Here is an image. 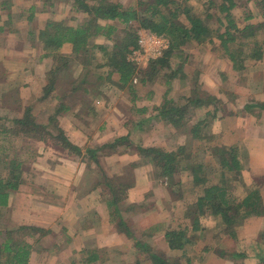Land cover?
<instances>
[{
  "label": "rangeland",
  "instance_id": "rangeland-1",
  "mask_svg": "<svg viewBox=\"0 0 264 264\" xmlns=\"http://www.w3.org/2000/svg\"><path fill=\"white\" fill-rule=\"evenodd\" d=\"M110 1H118L124 7L136 8L137 3L141 0ZM189 1V4L196 7L197 12L206 13L207 6L212 0H205V2H208L205 5H203L204 3L200 5L196 0ZM221 1L213 0L212 2L214 3L213 5L218 6ZM245 1L240 0L239 6L233 11L240 28L244 26L242 17L250 13L253 18L248 22L249 24L255 25L262 21L261 16L255 8L254 0H249L246 6L244 5ZM210 9V12L215 10L214 7ZM214 13H216L215 16L219 15L217 11H214ZM84 17V14L74 11L72 2L62 0H51L46 3L43 0H11L9 10L3 11L0 8V179L9 176L6 162L8 163V161L13 160L21 162V170L24 173L23 178L25 180H23V185L20 188L24 191V186H27L32 179V167L34 164H38L35 155L41 154L46 149L45 143L38 142L34 138L26 137L23 134L14 135L10 132V129H12L10 127L15 126L9 122L19 119L27 108L30 109L32 116L35 117L38 123H45L47 125V119L54 114L53 112L57 106L62 105L63 102L68 104V100H70L71 111L57 116L54 122L48 125V133L57 135V129H62L72 143L81 146L83 149L88 147L95 148L99 143H108L113 138L126 137V135L128 136L127 140L131 141L130 143L134 146L158 147L168 152L177 151L178 147H185L186 145L185 150L191 157L190 159L181 160L184 167H188L191 161L193 163L196 161L201 163L204 165L203 175H205L210 183L216 184H219L218 181L223 173L225 179L229 181L228 189L233 192L238 200L244 198L246 192H250L249 188L251 189L252 186H256L261 191L264 205V176H254L248 173L247 169H243L240 177H238L239 181L236 180L235 182L230 172L224 170L222 167L223 163L216 153L217 149L213 148L214 144L208 141L214 118L216 120L217 117H223L220 120H224L231 110L237 108L236 105L242 107V101H245L244 103L247 102L245 105H254L253 103L259 102L258 99L256 100L257 96L253 95L261 91L256 87L258 85L256 82L264 83V53L261 60L246 61L244 70L242 72H235L232 70L231 62L226 56L222 55L219 42L213 36H210L214 38H208L213 40L212 43L208 41L199 45L189 43L181 48L179 52H176V56L170 61L172 71L170 69H157V72L153 76L147 77L146 83H142L141 80L146 79L145 68L154 59H148V53L141 51V48L138 46L137 49L131 51L132 55L138 50L142 52V54H139V60L137 58L133 63L137 68L131 84L134 94L128 90L129 85L121 89L118 87L119 76L117 74L107 79L110 69L108 67L100 68L104 62L103 56L100 53H96V60L91 62V65L85 69L86 74L84 77L82 65L78 68L76 66L68 77L63 75L67 73H64V71L55 76V86H58V83L66 84V81H71L76 84L74 86L79 89L78 92L69 96L68 100L65 101L63 96L67 90V86H69L67 85L64 87L65 90L60 88L55 91L61 98L60 101L56 100L57 102H54L51 99L40 100V97L43 95L42 90L47 83L45 79L47 78V72L51 71L50 69L55 63L52 57H43L46 54L36 40L39 31L44 28L48 21L63 22L66 25L74 27ZM208 26L213 30L218 27L214 20H210ZM118 29L121 31L122 27L118 26ZM143 34H149L168 41V48L159 57L162 58L163 54L170 47L169 39L143 29L138 32V39ZM117 36L123 37L122 34H117L115 38ZM256 39L262 42L264 34L259 31ZM95 43L107 47L112 46V42L103 37L96 38ZM59 53L64 56L72 55L71 45H64ZM130 56L129 53L127 61ZM179 66H182L181 71H178ZM174 70L177 71V79L172 81L173 84L167 97L173 101L176 100V104L181 106L187 105L186 99L193 97V94L203 100L209 94L217 99L215 100V111H213V105H209L213 114L209 113L207 115L208 112H205L204 107L194 109L190 106L186 113L189 119L187 127L201 120L206 121L203 126H200L202 130L200 134L205 138L204 140H207L205 141L206 145H203V143L200 145V142L195 140L188 141L189 138L185 137L183 129H174L171 126L164 125L161 121H156L153 116L151 117L152 114L156 113L154 108L161 104L166 87L168 88L165 84L167 75ZM256 72L262 73V75L258 76ZM62 75L64 76L63 79ZM90 75L92 76L90 77ZM204 76L216 82L213 86V91L207 92L203 88H196L197 85L201 86L200 83ZM211 77L213 78L211 79ZM83 78L84 81H89L86 83V86L92 92L97 91L99 93L95 100L90 102L94 115L85 116L84 119L76 115L79 111V101L82 99L83 94L82 92L80 94L83 87L80 83ZM99 85L100 88H98ZM235 93H238L239 102L234 101L235 106L233 107V100L230 94L236 97ZM3 95L7 97L8 103H5L1 98ZM84 97L86 98L83 95ZM133 105H136L138 108L145 107L147 111L145 114L135 115L131 109ZM138 121L141 123L139 125L140 128L136 124ZM98 128L100 129L99 131ZM178 132L181 133V137L175 138L174 134ZM92 139L95 140L92 141ZM134 146L130 147V145L126 146V144H123L118 149L119 155L116 157H102L100 168L106 169L108 176L118 177L122 182L133 184L134 179H132L133 177L130 174H134L129 171V164L135 162L140 164L139 166L145 165L137 155L127 154ZM48 151L53 152L51 149H48ZM48 154L50 157L48 159L53 158L54 164L58 163L52 153ZM239 157L246 168L248 163L244 155L242 156L238 153ZM58 159L62 162L68 160L62 157ZM4 161L5 166L2 163ZM94 172L96 175H101L97 167L94 168ZM148 175L151 183L155 184V193L150 191L139 195L140 197L146 195L140 205L138 202L137 204L134 202L135 204L133 203L132 205V202H128V198L120 206L122 209H125V211L121 210L123 213L122 218L125 220L128 230H130L134 239H130L125 233L119 234L115 226L111 224L114 227V233L117 234L116 237L119 243L123 238L128 243L122 244V247L119 246V248L98 250L100 260L93 264H151L152 262L148 258V255L142 254L135 248V241L144 242L149 245V252L164 256V259L168 262L177 261L178 264H264L263 215L251 217L242 226H236L233 231L235 233L234 238L226 233L224 226L215 217L208 214L198 217L199 223L197 229H195L192 226L191 218L197 214L196 199L202 195V189L201 187H192V173L180 171L179 174L176 173L168 181L164 182L154 177L155 172H153V169L148 172ZM177 181L182 183L181 187L174 188L175 196L179 197L180 195V199L170 196L172 201L168 208L162 201V195L165 197L168 182L173 184L177 183ZM165 185L166 187H164ZM130 193L134 195L131 190L129 191V196ZM35 196L40 198L44 195L41 193V195ZM45 198L46 201L52 200L50 197ZM137 198L135 195V199ZM138 200L141 203L140 198ZM153 200H158L157 205H155L156 202L154 203ZM144 203L148 205L145 206ZM62 204L63 202H59V206ZM15 211L14 201H11L9 207H0V245L8 237L5 234V229L14 227L13 225H17L18 221L24 222L26 220ZM152 227H160L161 231H156L153 236L148 237V234H150L149 229H152ZM165 229L184 231L186 233L184 250H172L168 247L163 236ZM35 240L37 242L39 240L44 241L46 245L52 247L46 252L43 251V255L45 256L38 261L35 255H33V260L36 264H70V260L79 261L81 257H84L81 252L78 253L76 251L77 253H72L71 249L67 250L64 248L62 251L57 250L58 248L56 247H59L65 241V237L62 236L58 228L54 230L53 234L51 233L48 236L37 235L33 239L26 238V241L31 246H36ZM87 245V250L94 249L96 245L95 239H88ZM109 245H114L112 240L109 241ZM234 254L241 257L234 258Z\"/></svg>",
  "mask_w": 264,
  "mask_h": 264
},
{
  "label": "trees",
  "instance_id": "trees-1",
  "mask_svg": "<svg viewBox=\"0 0 264 264\" xmlns=\"http://www.w3.org/2000/svg\"><path fill=\"white\" fill-rule=\"evenodd\" d=\"M43 1L46 3L51 0ZM62 1L72 2L74 11L84 14L85 17L74 27L66 25L63 22L48 21L44 28L39 31L36 40L46 54L43 57H52L55 63L51 67V71L47 72V78H45L47 83L42 90L43 95L40 97V100L51 99L54 102H57L56 100L60 101L61 98L55 91L60 88L65 90L64 87L67 85L69 86H67V90L63 96L65 101L68 100L69 96L78 92L79 89L74 86L76 84L71 81H66V84L58 83V86H55V76L64 71V73H67L63 75L68 77L76 66L78 68L82 65L84 77L86 74L85 69L91 65V62L96 60V53H100L103 56L104 62L100 68L108 67L110 69L107 79L117 74L119 76L118 87L121 89L129 85L128 90L132 91L131 84L137 68L127 61V55L138 48V32L142 29L159 36H164L170 41V47L163 54L162 58L148 63L144 71L146 79H142V83H146L147 77L153 76L157 72V69H170L172 71L170 61L176 56V52H179L181 48L189 43H196L197 45L206 41L212 43L213 40L208 38L214 37L219 42L222 55L226 56L231 62L232 70L235 72H242L246 61H259L263 57L264 40L259 42L256 36L259 31L264 34V0H254L255 8L261 16L262 21L255 25L249 24L248 22L253 18L250 13L242 17L244 26L241 28L238 26L233 14V11L239 6L240 0H222L218 6L213 5V0L209 4L205 0H196L200 5L203 3V5L205 3L208 4L206 13L197 12L196 7L189 4V0H141L137 3L136 8L124 7L120 2H112L110 0ZM10 3L11 0H0V8L3 11L9 10ZM248 3L249 0H246L244 5L246 6ZM209 7H214L215 10L210 12L211 9ZM214 11H217L219 15L215 16L216 13ZM210 20H214L218 25L216 29L213 30L208 26ZM118 26L122 27L121 31H119ZM117 34H122L123 37L117 36L115 38ZM98 37L111 41L112 46L97 45L95 39ZM66 44L71 45L72 55L64 56L59 53ZM181 69L182 66H179L178 71H181ZM176 74L177 71L174 70L167 75L165 84L168 88L166 87L161 104L154 108L156 113L152 114L151 117L153 116L156 121H161L164 125L171 126L174 129H183V134L188 135L192 141L202 140L200 126H203L206 121L201 120L187 127V122H189L186 114L187 110L189 106L195 109L211 104L214 107L213 111H215V100L217 99L209 94L203 100L193 94V97L186 99L187 105L181 106L176 104V100L173 101L167 97L173 84L172 81L177 79ZM63 75L61 76L62 79L64 78ZM99 79L101 78L99 77ZM87 82L89 81H84L83 78L80 83L83 86L80 94L81 92L83 94L82 99L79 101V111L76 113L77 116L83 119L85 116L94 115L90 102L95 100L99 94L97 91L92 92L86 86ZM200 84L201 86L197 85L196 88L205 89L204 84ZM98 88H100V85ZM205 91L208 92V90ZM132 94H134L133 91ZM83 95L86 98H83ZM1 98L5 103H8L5 95ZM69 103L70 100H68V104L63 102L62 105L57 106L53 112L54 114L47 119V125L45 123H38L35 117L32 116L30 109L26 108L19 119L9 122L15 126L10 127L12 128L10 132L14 135L23 134L26 137L38 140V142L45 143L46 149H44V152L40 155H35L38 162H46L50 158L48 153H52L56 158V162H58L57 158L62 157L68 160L80 159L81 162H85L88 166L90 164L97 166L101 173L100 182L95 181L92 189H99L102 199H105L106 203H104L106 204L110 224L115 226L119 234L125 233L130 239H134L132 233L128 230L125 220L122 218L121 210L125 211V209L120 207L122 202L129 198V191L132 189L133 184L122 182L118 177L108 176L106 169L100 168L102 157H116L119 155L118 149L121 145L126 144V146L130 145V147L134 145L130 143L131 141L127 140L128 136L126 135V137L113 138L108 143L96 145L95 148L83 149L72 143L62 129H57V135L48 133V125L53 123L57 116L71 111ZM131 109L135 115L145 114L147 111L145 107L138 108L136 105H133ZM254 109L264 110V103H256L244 107L246 112ZM136 124L140 128V121ZM176 137L178 138L179 135L176 134ZM185 147L180 146L177 151L168 152L158 147L136 145L129 152H126H128V155H137L143 164H152L156 179L163 182L168 181L176 173L179 174L180 171L192 173L194 184L202 189V195L196 201L197 214L191 218L192 226L195 229L198 227V217L208 214L215 217L224 226L226 233L234 238L235 233L233 231L236 226H242L251 217L264 216L263 197L259 188L252 186L251 189L249 188L250 192H246L244 198L238 200L233 192L228 189L229 181L225 179L223 173L218 181L219 184H216L210 183L205 175H203L204 165L201 163L197 161L193 163L191 161L188 167H184L181 160L190 159L191 157L186 152ZM48 149H51L53 152L48 151ZM216 153L223 163L222 167L224 170L230 172L235 182L236 180L239 181L238 177H240L244 165L241 161L242 159L238 158L237 149L235 147L229 149L219 148L216 150ZM2 163L5 166V161ZM53 164L50 163V166ZM21 165L22 163L16 160L6 162L9 176L0 179V207L2 208L9 207L8 201L10 195L17 192L21 185H23L24 173H22ZM139 165L135 162L130 163L129 171L133 172L134 169L140 167ZM130 176L133 177L132 173ZM167 184L170 196L180 198V195L179 197L175 196L174 188L181 187L182 185L179 182L173 184L168 182ZM13 226L4 230L8 237L0 245V264H28L32 246L26 241V238L33 239L37 235L43 236L45 235V231L40 227L29 225L22 221ZM159 230H161L160 227H152V229H149L150 234H148V237L153 236ZM185 234L184 231L165 229L163 236L170 249L184 250ZM135 248L142 254H147L152 262L151 264H178L177 261L168 262L164 259V256L149 252L150 247L144 242L135 241ZM98 250L100 249H83L81 251V254L84 256L81 257L82 263L93 264L100 260ZM237 257L241 256L234 254V258Z\"/></svg>",
  "mask_w": 264,
  "mask_h": 264
},
{
  "label": "crops",
  "instance_id": "crops-1",
  "mask_svg": "<svg viewBox=\"0 0 264 264\" xmlns=\"http://www.w3.org/2000/svg\"><path fill=\"white\" fill-rule=\"evenodd\" d=\"M256 73L258 76L262 75V73ZM201 83L204 84L205 90L213 91V86L216 82L204 76ZM256 83H258L256 87L261 91L253 95L257 96L256 100H259V102L253 104L264 103V83ZM235 94L236 97L230 94L233 100V107L235 106L234 101L239 102L238 93ZM244 102L242 101V107L236 105L237 108L231 110L224 120H220L223 117H217L216 120L214 118L208 141L214 144L213 148L216 149L235 147L240 155H244L248 163L244 169H247L251 175L264 176V110L254 109L246 112L243 106H246L247 102ZM210 108V106H205L203 109L206 113L213 114ZM176 134L181 137V133L178 132L174 134L175 138H177ZM185 137L189 138L188 141L191 140L188 135H185ZM204 139L195 141H199L200 145L201 143L206 145L205 141L207 140ZM94 140L92 139V141ZM186 142L185 144H187ZM50 161L54 163V159L52 158L46 162L34 164L35 167H32L34 170L32 171V179L31 181L28 180L29 183L27 186H24V191L20 188L9 197L8 204L10 205L11 201H14L15 212H18L20 216L26 219L24 223L42 228L47 236L51 233L53 234L57 228L60 229V233L65 237V241L59 247H56L59 251L66 248L67 250L71 249L72 253L76 251L79 253L83 249L88 248L87 242L90 238L95 239L96 245L94 249L119 248L122 244L128 243L124 238H121L123 241L121 240L119 243L116 237L117 234L113 231L114 227L109 222L105 199H102L99 189H92L95 181L100 182L101 175L94 174V168L97 166L94 164L88 166L85 162H81L80 159L62 162L57 158L58 163L53 164L54 166H50L49 168L50 163H52ZM152 169L155 172L153 165L149 163L133 170L134 175L132 179L134 180L131 191L134 195L130 193L128 199V202H132V205L134 202L136 204L138 202L139 205L142 204L146 195L141 197L139 195L150 191L155 193V184L151 183V180L148 178V172ZM177 182L180 183V181ZM180 184L182 185V183ZM192 187H197L194 182L192 183ZM166 191L165 197L162 195V201L169 208L172 200L168 189ZM41 193L44 195L43 197L37 198L35 196L41 195ZM135 195L136 198H140L141 203L138 198L135 199ZM45 197H50L52 200L46 201ZM157 201L153 200L154 203L156 202L155 205H157ZM59 202H63V204L59 206ZM144 204L145 206L148 205L147 203ZM110 240H112L114 245H109ZM35 243L36 246L31 247L28 264H36L33 260V255H35L38 261L45 256L43 255V251L46 252L52 248L41 240ZM78 263H82V260H70V264Z\"/></svg>",
  "mask_w": 264,
  "mask_h": 264
},
{
  "label": "built area",
  "instance_id": "built-area-1",
  "mask_svg": "<svg viewBox=\"0 0 264 264\" xmlns=\"http://www.w3.org/2000/svg\"><path fill=\"white\" fill-rule=\"evenodd\" d=\"M138 46L141 48V51L148 53V59L155 60L159 58L162 55V52L168 48L169 43L165 39H161L149 34H143L138 39ZM139 54H142L140 50H138L136 53H133V55L130 53L131 56L128 61L133 64L137 58L139 60Z\"/></svg>",
  "mask_w": 264,
  "mask_h": 264
}]
</instances>
